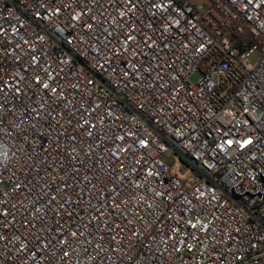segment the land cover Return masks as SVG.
<instances>
[{"label":"built area","instance_id":"1","mask_svg":"<svg viewBox=\"0 0 264 264\" xmlns=\"http://www.w3.org/2000/svg\"><path fill=\"white\" fill-rule=\"evenodd\" d=\"M0 264H264V0H0Z\"/></svg>","mask_w":264,"mask_h":264},{"label":"rangeland","instance_id":"2","mask_svg":"<svg viewBox=\"0 0 264 264\" xmlns=\"http://www.w3.org/2000/svg\"><path fill=\"white\" fill-rule=\"evenodd\" d=\"M199 78H200V75H199V74H194V75L191 77V80H192L193 82H196Z\"/></svg>","mask_w":264,"mask_h":264}]
</instances>
